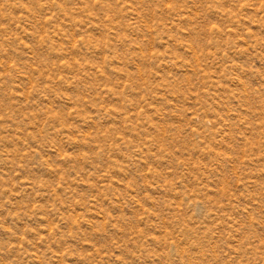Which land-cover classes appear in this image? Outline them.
Wrapping results in <instances>:
<instances>
[{"label": "rangeland", "instance_id": "1", "mask_svg": "<svg viewBox=\"0 0 264 264\" xmlns=\"http://www.w3.org/2000/svg\"><path fill=\"white\" fill-rule=\"evenodd\" d=\"M0 264H264V0H0Z\"/></svg>", "mask_w": 264, "mask_h": 264}]
</instances>
